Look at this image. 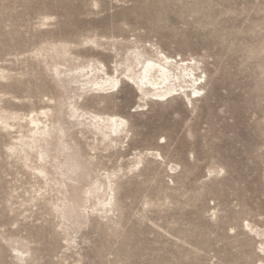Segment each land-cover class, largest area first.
Segmentation results:
<instances>
[{
  "label": "rangeland",
  "instance_id": "1",
  "mask_svg": "<svg viewBox=\"0 0 264 264\" xmlns=\"http://www.w3.org/2000/svg\"><path fill=\"white\" fill-rule=\"evenodd\" d=\"M132 45L198 61L204 91L149 101L55 74L111 71ZM77 106L126 119L128 136L102 143L71 120ZM55 109L86 165L75 186L12 149L29 115ZM2 117L0 264H264V0H0ZM108 175L115 205L98 211L87 193Z\"/></svg>",
  "mask_w": 264,
  "mask_h": 264
},
{
  "label": "bare ground",
  "instance_id": "2",
  "mask_svg": "<svg viewBox=\"0 0 264 264\" xmlns=\"http://www.w3.org/2000/svg\"><path fill=\"white\" fill-rule=\"evenodd\" d=\"M97 47L99 48V45ZM114 51L113 58L116 61H114L111 71L108 70L102 60L97 59L91 61L85 68H81L75 74L73 72L62 73L59 69H55V74L75 83L78 86V91L81 92L98 91L108 94L113 93L117 88L132 84L136 91L141 94L142 100L149 101L161 100L178 93L186 96L188 101L193 104V95L197 97L204 91L202 75L199 72V62L196 60L193 63L186 62L183 59L178 60L165 55L159 49L151 48L148 50L137 45ZM99 53L101 54V51ZM81 96L82 94L79 98ZM55 112L57 115L54 114ZM62 112L64 114V111ZM68 115L78 126H86L95 135L101 136L102 143H106L110 147L113 143H118L121 137L128 136V121L124 118L93 116L78 106L68 112ZM0 120L6 127H9L7 122L9 118L2 117ZM26 121L31 134L29 136L30 141H26L24 136L17 138L19 140L18 145L12 148L13 152L18 153V155L24 153L28 157L35 150L42 162L37 170L39 175L43 177L50 176L51 173L47 167V165H50L53 169V177L58 179L56 181L60 182V178H62V184L68 181L73 186L80 183L85 176L86 165L77 147L65 141L68 129L65 127L64 117L59 118V110L55 109L54 112L50 110L37 115L32 113ZM113 183V175H108L104 183H100L98 186L93 183L90 186L87 197H95L101 202V209L98 211L115 205ZM73 199L77 200L75 197ZM68 204H71V201L64 196L59 209L64 220H67V213L70 211ZM105 212H108V210H105ZM248 227L253 233L252 226L248 225ZM255 234L257 236L262 235L257 230H255ZM15 251L20 261H27L25 255L29 251L25 252L18 248ZM262 251L264 252V248Z\"/></svg>",
  "mask_w": 264,
  "mask_h": 264
}]
</instances>
